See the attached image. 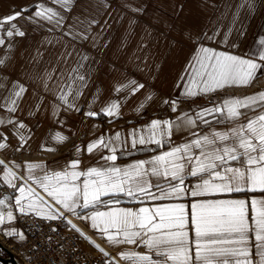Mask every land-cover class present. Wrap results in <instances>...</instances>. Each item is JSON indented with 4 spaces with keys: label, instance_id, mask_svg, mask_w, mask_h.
Returning a JSON list of instances; mask_svg holds the SVG:
<instances>
[{
    "label": "snow or ice",
    "instance_id": "6c2138e0",
    "mask_svg": "<svg viewBox=\"0 0 264 264\" xmlns=\"http://www.w3.org/2000/svg\"><path fill=\"white\" fill-rule=\"evenodd\" d=\"M16 9L0 15V152H30L44 119L65 127L81 113V123L109 124L167 113L76 146L63 163L0 159V235L30 244L21 252L29 264H264V90L192 106L264 78V0H30ZM67 140L50 131L39 149L56 155Z\"/></svg>",
    "mask_w": 264,
    "mask_h": 264
},
{
    "label": "crops",
    "instance_id": "0c3cea01",
    "mask_svg": "<svg viewBox=\"0 0 264 264\" xmlns=\"http://www.w3.org/2000/svg\"><path fill=\"white\" fill-rule=\"evenodd\" d=\"M30 0H0V15H7L9 14V6L10 5H16L17 9L19 10V6L22 4L29 3ZM255 25H253L252 30L249 31L247 35V42L249 44L251 41L255 38ZM138 39V37H137ZM135 43V40H133V44ZM105 61L107 62V58H105ZM124 68H127V65H123ZM169 71V76L167 83H165L162 87L164 88L165 92H167L170 89V86L172 83H174V80L178 78V75L180 71H182L181 65L179 63L175 64L173 67L168 69ZM129 74L136 76L138 79H142V76L136 72L132 73L129 70ZM264 90V78H261L259 81L255 82L253 86L248 87V88H242V89H236V90H230V91H225L224 93H218L220 94V100L223 99L225 96L228 95H238V96H244V95H250L255 91H260ZM199 98V97H197ZM195 98V99H197ZM219 100V101H220ZM218 102V101H217ZM193 107H208L209 105H204L203 103H200L199 100H195L192 102ZM187 108V106H183ZM157 111L158 115L163 117L167 113V109L164 111H159L156 109L149 110L144 113V119L132 117L126 115L123 119H117L114 123L109 124L108 119L104 117H97L95 119H88L85 123H81L82 119V113L80 116H73L72 118L69 119L67 126L61 127L59 125L52 124L50 121L47 119H44L41 121V126L38 130H35V136L33 138L32 143V148L30 152H21L19 154L13 155L11 152H8L7 154L0 152V159H4L6 162L8 160H15L17 163H20L22 161L28 160V161H46L48 165H52L53 161H57L60 163L69 161L73 159L72 153L75 151L74 149L70 148L71 143L73 140L78 137V135L83 132V134L86 135V140L84 145L81 147H85L87 143L91 140L96 139L98 136L103 135L104 133H108L109 135H112L114 131H121L122 133H126L130 127H135L140 124H146L149 119L152 118V112ZM128 119H133L134 123L132 126H129L127 124ZM209 119H211L209 117ZM93 125H97L95 129H93ZM70 129V130H69ZM55 133L57 131L61 132L65 136L68 137V140L63 144V145H53L58 149V154L53 155L48 152L41 151L39 149V145L41 144L42 141H44L46 135L49 132ZM137 158H143L142 156H139ZM84 160H88L89 157L85 155L83 157ZM94 162V160H93ZM120 163H126L125 160L119 161ZM39 191V190H38ZM43 194V193H41ZM258 195V194H257ZM82 226L89 231L91 234H93V231L89 230L87 227L86 222L80 221ZM94 235V234H93ZM96 238L98 236L94 235ZM3 239L5 242H8L9 244H13L12 241L10 240H5L2 235H0V239ZM99 239V238H98ZM100 241L114 254L117 251V249H112L107 246V243L105 240L100 239ZM143 251V249H140Z\"/></svg>",
    "mask_w": 264,
    "mask_h": 264
},
{
    "label": "built area",
    "instance_id": "2783aa9c",
    "mask_svg": "<svg viewBox=\"0 0 264 264\" xmlns=\"http://www.w3.org/2000/svg\"><path fill=\"white\" fill-rule=\"evenodd\" d=\"M210 99L211 100L218 101V97L217 98H214L213 97V98H210ZM203 104L209 105V101L208 102H205L204 101ZM85 140H86V135L85 134H84V137L78 135V137H76L73 140V142L71 143L70 148L71 149H74L76 146H80L81 147V144H83L85 142ZM21 227H23V225H21ZM60 235L61 236H67L69 240H74L75 239L74 235L71 232L67 231V230L62 231ZM55 238L56 239H60V236H56ZM29 241H30V243H34L35 242L32 239L31 236L29 237ZM0 243L15 258V260H16L17 263H20V264H29V262L21 255V252L27 250L30 247V244H27L26 243V244L23 245V248H20L19 245L9 244L8 242H5L2 238L0 239ZM80 247L85 252H93V250L91 248H87L84 243H81ZM47 255L55 258L56 252H55V250H53L52 252H49ZM32 264H48V262L47 261H43V260H41V261L33 260L32 261ZM89 264H91V261H89Z\"/></svg>",
    "mask_w": 264,
    "mask_h": 264
},
{
    "label": "water",
    "instance_id": "95a60500",
    "mask_svg": "<svg viewBox=\"0 0 264 264\" xmlns=\"http://www.w3.org/2000/svg\"><path fill=\"white\" fill-rule=\"evenodd\" d=\"M0 249L6 254L7 257L0 256V264H17L14 257L1 245Z\"/></svg>",
    "mask_w": 264,
    "mask_h": 264
},
{
    "label": "bare ground",
    "instance_id": "6f19581e",
    "mask_svg": "<svg viewBox=\"0 0 264 264\" xmlns=\"http://www.w3.org/2000/svg\"><path fill=\"white\" fill-rule=\"evenodd\" d=\"M70 218H71V217H70ZM73 223H76L79 227H81L82 229H84V231L86 232V234L92 236V238L95 239L97 243L101 244V246L106 247V246L100 241V239L96 238V237L93 236L89 231H87V230L82 226V224L80 223L79 220H75V219H73ZM85 246H86L87 248H91L90 246H88V245H86V244H85ZM106 250L110 251L107 247H106Z\"/></svg>",
    "mask_w": 264,
    "mask_h": 264
},
{
    "label": "rangeland",
    "instance_id": "374dc122",
    "mask_svg": "<svg viewBox=\"0 0 264 264\" xmlns=\"http://www.w3.org/2000/svg\"><path fill=\"white\" fill-rule=\"evenodd\" d=\"M220 96H221V95L217 93V94L213 95L212 97H209V98L199 97V98H197V99H194L193 101H195V100H199V102L204 103V101H205V102H208L209 99H210V98H213V97H214V98H217V97H218V101H219V100H220ZM204 105H205V104H204ZM80 136H83V137H84L83 132H81ZM84 143H85V142H84ZM84 143L81 144V146L84 145ZM0 256L7 257L6 254H5V255H2L1 252H0ZM14 259H15V258H14ZM15 261H16V260H15ZM17 264H20V263H17Z\"/></svg>",
    "mask_w": 264,
    "mask_h": 264
},
{
    "label": "flooded vegetation",
    "instance_id": "af4514ba",
    "mask_svg": "<svg viewBox=\"0 0 264 264\" xmlns=\"http://www.w3.org/2000/svg\"><path fill=\"white\" fill-rule=\"evenodd\" d=\"M2 253V255H5L3 251H0Z\"/></svg>",
    "mask_w": 264,
    "mask_h": 264
}]
</instances>
